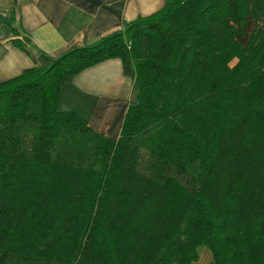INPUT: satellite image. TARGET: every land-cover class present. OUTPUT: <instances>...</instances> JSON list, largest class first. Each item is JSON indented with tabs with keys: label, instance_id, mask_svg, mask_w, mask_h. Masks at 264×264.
<instances>
[{
	"label": "trees",
	"instance_id": "1",
	"mask_svg": "<svg viewBox=\"0 0 264 264\" xmlns=\"http://www.w3.org/2000/svg\"><path fill=\"white\" fill-rule=\"evenodd\" d=\"M113 58L136 89L115 141L58 109ZM202 247L264 264V0H165L0 82V264H191Z\"/></svg>",
	"mask_w": 264,
	"mask_h": 264
},
{
	"label": "crops",
	"instance_id": "2",
	"mask_svg": "<svg viewBox=\"0 0 264 264\" xmlns=\"http://www.w3.org/2000/svg\"><path fill=\"white\" fill-rule=\"evenodd\" d=\"M165 0H0V82L56 60L72 48L123 29L158 11ZM18 39L24 49L15 46ZM134 81L120 59L90 66L64 84L58 109L76 113L93 131L117 140L126 110L135 103ZM203 247L191 264H212Z\"/></svg>",
	"mask_w": 264,
	"mask_h": 264
},
{
	"label": "rangeland",
	"instance_id": "3",
	"mask_svg": "<svg viewBox=\"0 0 264 264\" xmlns=\"http://www.w3.org/2000/svg\"><path fill=\"white\" fill-rule=\"evenodd\" d=\"M232 64H233V62H232ZM147 159H148L147 154L145 152H142L141 162L138 165L139 166V169L146 168V165H147L146 161H147ZM201 249H203V247Z\"/></svg>",
	"mask_w": 264,
	"mask_h": 264
}]
</instances>
